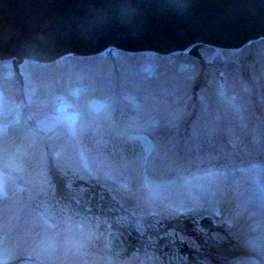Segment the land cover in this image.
Listing matches in <instances>:
<instances>
[{"label": "rangeland", "instance_id": "obj_1", "mask_svg": "<svg viewBox=\"0 0 264 264\" xmlns=\"http://www.w3.org/2000/svg\"><path fill=\"white\" fill-rule=\"evenodd\" d=\"M199 55L206 63L189 54L162 59L114 50L46 69L23 62L24 104L16 71L0 63V264H108L105 255L86 253L90 225L36 201L51 153L65 169L104 178L134 198L137 191L163 197L170 185L177 209L211 213L263 259L243 253L234 264H264V41L235 52L202 47ZM109 94L123 104L115 123L117 100ZM91 116L101 119L87 130ZM84 133L86 148L96 134L120 135L144 156L124 175L111 156L100 161L85 151ZM132 155L119 157L125 164Z\"/></svg>", "mask_w": 264, "mask_h": 264}, {"label": "water", "instance_id": "obj_2", "mask_svg": "<svg viewBox=\"0 0 264 264\" xmlns=\"http://www.w3.org/2000/svg\"><path fill=\"white\" fill-rule=\"evenodd\" d=\"M261 36L264 0H0V58L236 49Z\"/></svg>", "mask_w": 264, "mask_h": 264}, {"label": "flooded vegetation", "instance_id": "obj_3", "mask_svg": "<svg viewBox=\"0 0 264 264\" xmlns=\"http://www.w3.org/2000/svg\"><path fill=\"white\" fill-rule=\"evenodd\" d=\"M131 210L133 211L132 208ZM131 210L126 208L123 212H118L121 220L109 219L110 231L130 229V239L133 244L130 245L129 254L157 253L160 257L157 260L166 264H193L195 253H200L203 257L207 256L208 244L194 246L192 243V234L195 228L192 220L170 221L163 218H142L144 215L136 214ZM114 211L117 212L118 208L110 207V212ZM172 232L175 233L174 236L171 234ZM177 233L186 236V239H176ZM107 248L110 252L109 247Z\"/></svg>", "mask_w": 264, "mask_h": 264}, {"label": "trees", "instance_id": "obj_4", "mask_svg": "<svg viewBox=\"0 0 264 264\" xmlns=\"http://www.w3.org/2000/svg\"><path fill=\"white\" fill-rule=\"evenodd\" d=\"M249 58H251V57H249Z\"/></svg>", "mask_w": 264, "mask_h": 264}]
</instances>
